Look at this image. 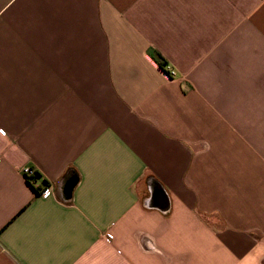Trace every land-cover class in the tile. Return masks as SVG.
<instances>
[{"label":"crops","instance_id":"crops-1","mask_svg":"<svg viewBox=\"0 0 264 264\" xmlns=\"http://www.w3.org/2000/svg\"><path fill=\"white\" fill-rule=\"evenodd\" d=\"M0 264H264V0H0Z\"/></svg>","mask_w":264,"mask_h":264},{"label":"built area","instance_id":"built-area-1","mask_svg":"<svg viewBox=\"0 0 264 264\" xmlns=\"http://www.w3.org/2000/svg\"><path fill=\"white\" fill-rule=\"evenodd\" d=\"M162 71H164L166 73V75L168 76V78H170V79H174L177 77V72L170 69V68L167 69V72H166V68L164 70L162 69ZM23 172L26 175V177H32L35 175V172H37V171L33 168H24ZM36 188H37V186H36ZM39 196L44 198V199H48L49 197L53 196L52 187L50 185L44 187L41 190ZM106 239L108 242H111V236L107 237Z\"/></svg>","mask_w":264,"mask_h":264},{"label":"trees","instance_id":"trees-1","mask_svg":"<svg viewBox=\"0 0 264 264\" xmlns=\"http://www.w3.org/2000/svg\"><path fill=\"white\" fill-rule=\"evenodd\" d=\"M159 64H160V67H161V69H165V61H160L159 62ZM27 178V181L32 185V186H34V180H36V179H39V178H41V175H40V173H38V172H35V175L34 176H32V177H26ZM44 186L46 187V186H49V184L47 183V182H44ZM35 188V187H34ZM36 189V191L39 193V192H41V188L40 187H38V188H35Z\"/></svg>","mask_w":264,"mask_h":264}]
</instances>
